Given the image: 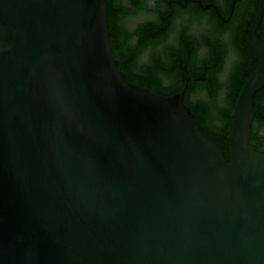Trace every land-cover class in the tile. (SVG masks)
I'll use <instances>...</instances> for the list:
<instances>
[{
  "label": "water",
  "instance_id": "water-1",
  "mask_svg": "<svg viewBox=\"0 0 264 264\" xmlns=\"http://www.w3.org/2000/svg\"><path fill=\"white\" fill-rule=\"evenodd\" d=\"M263 11L226 159L119 70L107 0H0V264H264Z\"/></svg>",
  "mask_w": 264,
  "mask_h": 264
},
{
  "label": "flooded vegetation",
  "instance_id": "flooded-vegetation-1",
  "mask_svg": "<svg viewBox=\"0 0 264 264\" xmlns=\"http://www.w3.org/2000/svg\"><path fill=\"white\" fill-rule=\"evenodd\" d=\"M259 6L260 0H107V22L120 24L127 52L118 47L120 36L110 35L112 54L131 84L162 96L182 93L202 133L216 137L221 123L207 118L211 101L222 117L258 68L248 34ZM254 35L264 38V11ZM252 105L249 145L264 153V85Z\"/></svg>",
  "mask_w": 264,
  "mask_h": 264
},
{
  "label": "trees",
  "instance_id": "trees-1",
  "mask_svg": "<svg viewBox=\"0 0 264 264\" xmlns=\"http://www.w3.org/2000/svg\"><path fill=\"white\" fill-rule=\"evenodd\" d=\"M114 25V26H113ZM111 24V20L108 17V28H109V32L110 35H114L115 37L120 36L119 40H118V47L122 48V51L124 50V31L122 30L120 24ZM153 45V44H151ZM142 46V45H140ZM126 51H123V55H126ZM114 57H117L114 55ZM211 95V99L214 98V96L218 95V94H209ZM236 99H234V101L231 103V105L227 108L224 109L223 113H222V117L218 115L219 113V108L216 107L214 101H211V105H210V109L207 113V118L209 120H211L212 122H220L221 125L218 127V130H216V137H212V136H207L210 140H212V142L214 144L217 145V147L221 150V152L223 153L224 157L226 159H228V146H227V140H226V136L228 134V132H230V116H231V112L233 110L234 107V103H235ZM205 109V108H204ZM205 113V114H206Z\"/></svg>",
  "mask_w": 264,
  "mask_h": 264
}]
</instances>
